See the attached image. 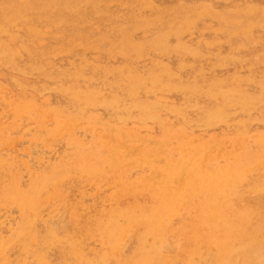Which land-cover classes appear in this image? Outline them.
Masks as SVG:
<instances>
[{
	"label": "rangeland",
	"instance_id": "rangeland-1",
	"mask_svg": "<svg viewBox=\"0 0 264 264\" xmlns=\"http://www.w3.org/2000/svg\"><path fill=\"white\" fill-rule=\"evenodd\" d=\"M56 1L0 0V264H264V0Z\"/></svg>",
	"mask_w": 264,
	"mask_h": 264
},
{
	"label": "bare ground",
	"instance_id": "bare-ground-1",
	"mask_svg": "<svg viewBox=\"0 0 264 264\" xmlns=\"http://www.w3.org/2000/svg\"><path fill=\"white\" fill-rule=\"evenodd\" d=\"M62 1H63V0H62ZM84 1H85V0H84ZM147 1H148V0H147ZM35 2H36V0H35ZM55 2L57 3L56 0H55ZM82 2H83V1H82ZM89 2H90V1H89ZM91 2H92V0H91ZM59 3H60V2H59ZM69 3H70V2H69ZM87 3H88V2H87ZM180 3L184 6V4H183L182 2H180ZM180 3H179V7H180ZM88 4H90V3H88ZM53 5H54V4H53ZM57 5H58V3H57ZM61 5H64V4H61ZM83 5H85V4H83ZM203 5H204V4H203ZM207 6H209V5H207ZM255 6H256V5H255ZM79 7H80V6H79ZM157 7H158V6H157ZM176 7H177V6H176ZM179 7H178V8H179ZM202 7H203V6H202ZM248 7H249V6H248ZM162 8L164 9V8H166V7L163 6ZM168 8H169V7H168ZM174 8H175V7H174ZM190 8H191V7H190ZM244 8H245V7H244ZM244 8H242V10H243ZM152 9H153V7H152ZM154 9H155V8H154ZM184 9H186V7H184ZM184 9H183V10H184ZM199 9H200V8H199ZM201 9H202V8H201ZM239 9H240V8H239ZM245 9H246V8H245ZM248 9H251V8H248ZM252 9H253V8H252ZM167 10H168V9H167ZM191 10H194V11H195V10H197V9H193V7H192ZM205 10H206V9H205ZM258 10H259V9H258ZM15 11H16V10H15ZM83 11H84V10H83ZM160 11H162V9H161ZM164 11H165V10H164ZM170 11H171V9H170ZM243 11H244V10H243ZM191 12H192V11H191ZM191 12L188 11V13H191ZM81 13H82V12H81ZM84 13H85V12H84ZM165 13H166V11H165ZM165 13H164V14H165ZM184 13H185V11H184ZM192 13H193V12H192ZM222 13H223V12H222ZM249 13H250V12H249ZM92 14H93V13H92ZM158 14H159V13H158ZM160 14H161V13H160ZM164 14H163V15H164ZM256 14H257V13H256ZM256 14H255V15H256ZM23 15H24V14H23ZM185 15H187V13H186ZM188 15H190V14H188ZM188 15H187V16H188ZM230 15H231V14H230ZM235 15H236V14H235ZM15 16H16V15H15ZM20 16H21V15H20ZM187 16H186L185 19H187ZM224 16H225V14H224ZM237 16H238V15H237ZM258 16H259V15H258ZM220 17H221V16H220ZM225 17H226V16H225ZM239 17H241V16H239ZM229 18H230V17H229ZM261 18H262V17H261ZM261 18H260V19H261ZM178 19H179V18H178ZM185 19H184V20H185ZM218 19H219V18H218ZM221 19H222V18H221ZM253 19L255 20V18H253ZM219 20H220V19H219ZM231 20H232V19H231ZM233 20L236 21V20H238V19H236V20L233 19ZM233 20H232V21H233ZM250 20H251V18H250ZM177 21H178V20H177ZM179 21H180V19H179ZM222 21H223V19H222ZM234 21H233V22H234ZM182 22H183V21H182ZM182 22H180V23H182ZM252 22H253V21H252ZM223 23H225V21H223ZM223 23H222V24H223ZM231 23H232V22H231ZM187 24H188V20H187ZM244 24H245V23H244ZM253 24H254V23H253ZM233 25H235V24H233ZM240 26H241V25H240ZM236 27H237V26H236ZM234 28H235V27H234ZM104 41H105V40H104ZM92 43H93V42H92ZM2 50H3V49H2ZM11 55H12V54H11ZM190 152H191V151H190ZM189 154H192V153H189ZM189 154H188V155H189ZM186 157H187V154H186ZM186 160H187V159H186ZM184 161H185V160H184ZM182 163H183V161H182ZM179 165H180V163H179ZM171 174H173V173L171 172ZM174 174H176V173H174ZM172 190H173V189H171V191H172ZM177 190H178V189H177ZM173 193H174V192H173ZM171 195H172V193H171ZM170 197H171V196H169V198H170ZM167 200H168V199H167ZM171 200H172V199H171ZM170 202H172V201H170ZM166 206H168V205H166ZM171 206H172V205H171ZM161 207H162V206H161ZM161 207H159V208L161 209ZM162 210H163V209H162ZM165 210H166V209L163 210L164 213H166ZM156 212H157V211H156ZM163 212H162V214H163ZM167 212H168V211H167ZM151 214H152V212H151ZM153 214H155V213L153 212ZM156 214H157V213H156ZM156 214H155V216H156ZM160 214H161V213H160ZM157 215H159V214H157ZM211 216H212V215H211ZM148 217H149V216H148ZM156 217H158V216H156ZM159 217H160V216H159ZM154 218H155V217H154ZM154 218H153V219H154ZM212 218H213V217H212ZM157 219H158V218H157ZM213 220H214V219H213ZM199 224H200V223H199ZM193 240H194V237H193ZM215 240H216V239H215ZM191 242H192V241H191ZM197 242H198V241H197ZM217 243H218V242H217ZM191 244H192V243H191ZM217 245H218V244H217ZM202 246H203V245H202ZM197 247H198V245H197ZM226 248H227V247H226ZM220 250H221V249H219V251H220ZM220 252H221V251H220ZM259 252H260V251H259ZM220 254H221V253H220ZM222 254H223V253H222ZM217 255H218V254H217ZM222 256H223V255H222ZM256 257H257V256H256ZM217 258H218V257H217ZM253 258H254V257H253ZM219 259H220V258H219ZM221 259H222V258H221ZM215 260H216V258H215ZM247 261H248V260H247ZM247 261H246V262H247ZM253 261H254V260H253ZM219 262H220V261H219ZM251 262H252V261H251Z\"/></svg>",
	"mask_w": 264,
	"mask_h": 264
}]
</instances>
